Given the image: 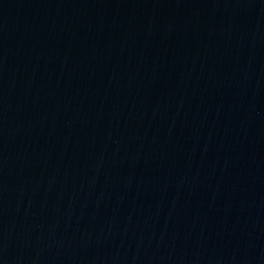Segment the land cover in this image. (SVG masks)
I'll return each instance as SVG.
<instances>
[{"label": "water", "instance_id": "water-1", "mask_svg": "<svg viewBox=\"0 0 264 264\" xmlns=\"http://www.w3.org/2000/svg\"><path fill=\"white\" fill-rule=\"evenodd\" d=\"M0 264H264V0H0Z\"/></svg>", "mask_w": 264, "mask_h": 264}]
</instances>
